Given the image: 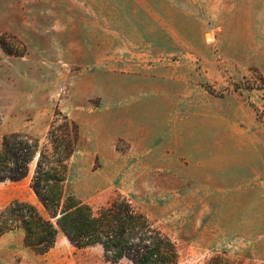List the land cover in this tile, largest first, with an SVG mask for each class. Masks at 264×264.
Listing matches in <instances>:
<instances>
[{
    "label": "rangeland",
    "instance_id": "1",
    "mask_svg": "<svg viewBox=\"0 0 264 264\" xmlns=\"http://www.w3.org/2000/svg\"><path fill=\"white\" fill-rule=\"evenodd\" d=\"M0 37L23 51L0 45V148L45 143L61 111L81 132L67 192L95 210L126 197L181 264H264V0H0ZM33 169L0 183V208L38 203ZM24 235L0 238V264H133Z\"/></svg>",
    "mask_w": 264,
    "mask_h": 264
},
{
    "label": "trees",
    "instance_id": "2",
    "mask_svg": "<svg viewBox=\"0 0 264 264\" xmlns=\"http://www.w3.org/2000/svg\"><path fill=\"white\" fill-rule=\"evenodd\" d=\"M14 38V37H13ZM10 54L23 51L0 37ZM53 121L41 144L38 137L12 132L0 148V183L26 178L35 164L30 187L38 203L14 200L0 208V238L22 228L24 244L44 254L56 244L60 232L77 247L100 246L104 258L133 264H181L176 242L124 196L95 210L66 190L68 162L81 138L76 121L64 115ZM1 124V115H0ZM208 264H239L226 251L210 257Z\"/></svg>",
    "mask_w": 264,
    "mask_h": 264
},
{
    "label": "crops",
    "instance_id": "3",
    "mask_svg": "<svg viewBox=\"0 0 264 264\" xmlns=\"http://www.w3.org/2000/svg\"><path fill=\"white\" fill-rule=\"evenodd\" d=\"M34 168H35V165L33 164ZM31 172V171H30ZM33 173H34V169H33Z\"/></svg>",
    "mask_w": 264,
    "mask_h": 264
}]
</instances>
